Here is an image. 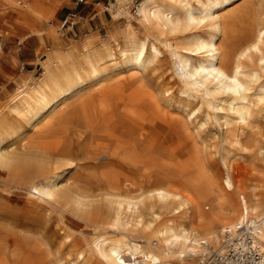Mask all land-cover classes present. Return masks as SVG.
<instances>
[{"label":"bare ground","instance_id":"bare-ground-1","mask_svg":"<svg viewBox=\"0 0 264 264\" xmlns=\"http://www.w3.org/2000/svg\"><path fill=\"white\" fill-rule=\"evenodd\" d=\"M20 7L39 34L28 17L48 7ZM112 16L128 20L82 47L49 29L40 75L0 104V180L61 221L53 249L40 227L1 235L0 264H264V171L259 190L235 182L239 160L264 167V0H141L143 35ZM164 61L167 79L145 81Z\"/></svg>","mask_w":264,"mask_h":264},{"label":"rangeland","instance_id":"rangeland-1","mask_svg":"<svg viewBox=\"0 0 264 264\" xmlns=\"http://www.w3.org/2000/svg\"><path fill=\"white\" fill-rule=\"evenodd\" d=\"M18 1H21L22 4L25 1L29 3V0H18ZM110 1L111 0L106 1V2H102L101 0L95 1L97 3L99 2V4L97 5L98 12H101L102 15L104 16V19H102L104 23L103 25L101 24L100 26H98L99 28L98 30H96L93 33H89L88 35H85V36L81 33L75 32L71 28L68 29L70 31L59 30V22L62 16L70 12L72 8L74 7L75 3L78 2V0H34L33 5L48 7L49 15L48 17L42 18V19H44L43 21L45 22L46 26L52 30V33L55 35L56 42L62 46H67L71 42H75L77 45H79V47H82V44L86 43L88 39L93 41L91 42L92 44H95L99 41L101 37H104L105 35H107L111 30L124 27V25L126 24L128 20L126 17L112 16L113 10L118 9V8L119 10H121L123 14H125L126 12L129 13L130 15L129 20L131 24L139 31L141 35L145 34L142 26L138 23L136 16H135L136 5L141 0H114L115 5H114L113 10H111L110 8L111 7ZM22 4H17L18 7L16 6H11V7H14V10H15V8L16 9L21 8L20 6ZM105 6H107V9H104ZM78 8L79 7L77 6L76 11H78ZM80 22L77 23L76 25L79 26ZM49 39H50L49 41H50V50H51L52 39L50 36H49ZM167 66L168 64L166 63V61H164L162 65L157 69L158 71L154 73L155 74L154 76L153 74H151L152 75L151 76L150 73H147L148 76L145 74L144 80L145 81L147 80V82H150L151 79L154 78V81L150 82L152 83V82L157 81V78L155 77L160 76L159 77L161 79L160 81H164L170 75V71L166 70ZM261 126H263V124H261ZM239 162L240 163L242 162L241 164H243L244 169L245 168L246 169L243 171L244 173L241 172L239 176L235 177V182L239 184L246 192L253 191L254 188H255L254 190L258 189V187L260 188L259 184L260 183L262 184V182H264V179L263 177L260 178L258 174H260L259 173L260 170L263 169L261 172L264 171V167H262L263 163L260 160L254 157H250V156L239 160ZM210 165L213 168H211ZM247 167L249 168V170H247ZM209 169L212 171L214 178L218 181H221L222 172L216 161L214 160L213 162L210 161ZM250 169L253 173L250 172ZM254 172H256L255 174L257 173L258 174L255 175ZM247 174H249L252 179ZM253 175H255L256 177V178L254 177L255 179H253ZM259 178L262 182L257 180ZM35 181L37 183L40 182L39 179H36ZM225 193L229 197H233V194L231 191H227ZM169 218L170 216H165L163 219L164 221H166ZM39 227L42 228L47 240L49 242L52 240L51 241L52 244L51 242L50 244H51V248L53 249L56 246V244L59 242V239L61 236V221H60L59 215L55 211L53 212V210L49 208L48 204L45 203L44 201L30 196L25 186L20 185L19 187L12 188V187L5 185L0 180V228H2L0 231V236L3 235L2 237H10L12 234H17L18 232L21 233V231L25 232L26 230H28L29 232L30 231L34 232ZM4 228H6L5 231H4ZM78 230H87L83 232L85 234V235L83 234L84 235L83 237L87 239L90 238V235L92 233L91 227L89 226L81 227ZM5 232H8V233H5ZM76 235H80V234L77 233ZM135 241L136 242L138 241L140 242L139 244L144 245L143 239L135 238ZM226 250H227L226 252H227L228 257L232 255L237 256L239 258L241 257V255L235 250L234 251L231 250L230 252L229 247H227ZM205 257H206L205 262H207V264H231L227 259H225V257L222 258L220 255L214 252L206 253Z\"/></svg>","mask_w":264,"mask_h":264},{"label":"crops","instance_id":"crops-1","mask_svg":"<svg viewBox=\"0 0 264 264\" xmlns=\"http://www.w3.org/2000/svg\"><path fill=\"white\" fill-rule=\"evenodd\" d=\"M83 1L85 3L79 0L75 3L78 4L82 21L79 26L71 29L85 36L103 25L104 16L98 12L99 2ZM29 4H34V0H29ZM13 9L8 3L0 0V104L7 100L25 79H35L40 75L50 51L49 28L43 19L36 21L33 17L26 16L29 20L33 19L34 24L41 29L39 34L31 33L32 31L29 32L28 28L18 23L19 14Z\"/></svg>","mask_w":264,"mask_h":264},{"label":"built area","instance_id":"built-area-1","mask_svg":"<svg viewBox=\"0 0 264 264\" xmlns=\"http://www.w3.org/2000/svg\"><path fill=\"white\" fill-rule=\"evenodd\" d=\"M79 2H84V1L79 0ZM77 6L78 4L74 5V7L70 12L62 16L59 22V30H68L69 28H73L77 23H79L82 20V15L78 11H76ZM104 9H107V6H105Z\"/></svg>","mask_w":264,"mask_h":264}]
</instances>
